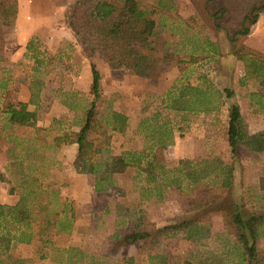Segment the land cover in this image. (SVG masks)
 Segmentation results:
<instances>
[{"label":"trees","instance_id":"1","mask_svg":"<svg viewBox=\"0 0 264 264\" xmlns=\"http://www.w3.org/2000/svg\"><path fill=\"white\" fill-rule=\"evenodd\" d=\"M216 1L219 8L214 14L217 27L220 19L228 15L237 27L236 35L246 36L251 32L262 12L264 0H205ZM174 7V6H173ZM18 8V0H0V137L8 145L10 174L13 186L11 193L18 195L16 203H0V264H24L25 259L14 254L20 244H31L36 239L50 243L51 236L70 234L77 223L75 201L63 196L62 184L47 180L50 171L59 163L56 158L63 146L77 144L75 166L95 176V190L106 191L116 185L117 175L127 168H134L141 177V199L163 198L170 190L186 213L198 216L177 223L152 227L147 216L140 213L128 223L123 233H130L133 241H139L138 256L125 264H196L189 258L157 252L159 242L168 238L186 235L200 237L210 230L214 215L222 218L226 232L235 237L241 248L238 264H264V250L259 240L264 233V210H245V204H236L234 210L223 208V203L234 187L235 161L244 148L252 152H264V129L249 134L241 125L242 114L238 103L229 110L228 144L230 161L214 158L196 162L180 159L169 166L161 151L175 141V127L170 120L159 115L145 117L138 126V133L145 138V145L137 150L113 151L110 128L125 135L130 128L127 114L108 108L104 114L98 109L102 97V75L95 58H100L113 67H123L136 75L152 79L159 75L153 62H174L183 69L182 55L168 47V40L159 30V14L166 9L145 0H79L65 14L68 28L79 37L83 51L90 59L93 97L82 108L84 118L78 130H63L53 125H38L28 103L20 100L19 92L24 82L15 76L11 63L5 56L4 15L6 10ZM230 34V32H229ZM140 45L150 47L147 54ZM42 49L39 38L27 44L25 56L34 64L31 74L30 103L42 109L41 98L45 82L41 76L46 72L49 59ZM238 60L245 65L246 77L264 84V53L241 46L236 50ZM191 59H194L190 53ZM229 88L221 90L212 81L205 79L198 85H184L167 103L168 110L180 113H208L217 111L233 97ZM65 104L73 109V104ZM101 114V115H100ZM55 123H61L55 119ZM179 131L182 128L178 129ZM3 176L0 174V179ZM260 190L264 193V175L259 178ZM127 232V233H126ZM70 258L79 253V248L65 249ZM76 252V253H75ZM40 258L48 252L39 251Z\"/></svg>","mask_w":264,"mask_h":264},{"label":"rangeland","instance_id":"2","mask_svg":"<svg viewBox=\"0 0 264 264\" xmlns=\"http://www.w3.org/2000/svg\"><path fill=\"white\" fill-rule=\"evenodd\" d=\"M47 5L37 11V21L52 16L64 17V13L71 7H76L79 0H42ZM166 11L159 14V30L168 40V47L182 55L183 69L174 62H157L153 64L159 75L146 79L136 75L133 71L123 67H113L95 58L102 75V97L98 101V109L104 114L108 108L119 110L129 117L130 128L125 135H121L110 128L104 131L111 134L113 151L120 154L125 150H137L145 145V138L138 133V126L145 117L159 115V119H168L175 127V141L161 151V156L169 166H175L180 159H190L196 162L223 158L230 161L232 157L228 144L229 110L233 103H241L243 118L241 125L246 132L264 125L260 118L254 120L255 110L261 109L264 84L253 78L246 77L243 61L237 59L235 52L241 46L259 50L264 53V12L258 21L251 26V32L246 36L236 35L237 27L232 24L228 15L220 19V27L216 26L214 14L219 5L216 1L207 3L205 0H145ZM174 6V7H173ZM19 8L9 9L4 17L7 29L13 30ZM64 20V19H63ZM63 20L47 25H40L39 31L31 37L39 38L42 49L46 50L49 64L46 72L41 76L45 82L42 90L41 112H48L52 106L57 116L51 120V125L63 130H78L84 118V107L92 100L90 87L92 82L90 59L83 51V47L76 33L67 28ZM36 24L32 25L34 28ZM44 28V29H42ZM59 33L53 35L54 30ZM230 32V34H229ZM30 39V40H31ZM140 49L149 55L153 54L150 47L140 45ZM26 53V52H25ZM190 53L194 59H191ZM33 60L24 55L13 69L15 76L27 81L31 80ZM209 79L221 90L229 88L234 95L217 111L192 114L172 112L167 103L170 97L188 84L198 85ZM73 104L71 109L66 104ZM100 114V115H101ZM58 119L61 123H55ZM50 125V126H51ZM49 127V126H48ZM182 128L181 131L178 129ZM8 145L0 137V174L9 181L7 172L9 157ZM72 157L71 152L64 154L58 150L56 158L58 164L50 171L47 180L62 184L60 173L64 171V160ZM235 181L231 195L223 203V208L234 210L235 205H244L245 210H264V193L259 187V178L264 175V152H252L241 148L235 161ZM3 168V169H2ZM3 170V171H2ZM84 174V175H82ZM72 175L94 178L85 173L81 167L75 166ZM61 179V180H60ZM95 182V181H94ZM13 186L12 182H8ZM87 183V185H88ZM143 181L137 177L134 168H127L117 175L116 185L106 191L93 190L91 199L81 203L74 199L77 212L80 213L77 223L78 232L72 237L70 234L51 236L50 243H43L36 239L31 244H25L24 249L15 248L14 254L24 258V264H53L54 257L64 255L65 246L72 242L83 245L91 254L82 264H98L94 255L102 245H106L109 252L131 254L136 252L139 242L131 244L130 233L118 241L117 234L123 233L125 227L140 213H144L152 227L177 223L182 220L198 216L200 213H186L182 205L173 198L168 189L163 198L141 199ZM82 186L83 182H82ZM83 188V187H80ZM63 196H69L68 184L63 183ZM18 198V195L15 194ZM81 204L84 205L81 207ZM246 210V211H247ZM210 230L203 236L185 237L184 233L177 238H168L159 242L157 252L168 253L171 256L189 258L196 264H238L241 260V248L235 237L226 232L223 220L214 215ZM115 236V237H114ZM129 243L130 246H124ZM259 246L264 250V233L259 240ZM51 253V259L40 258L39 251ZM33 253L32 257H28ZM97 254V253H96ZM107 262V261H106ZM60 262H57L59 264ZM106 264H109L108 262Z\"/></svg>","mask_w":264,"mask_h":264},{"label":"crops","instance_id":"3","mask_svg":"<svg viewBox=\"0 0 264 264\" xmlns=\"http://www.w3.org/2000/svg\"><path fill=\"white\" fill-rule=\"evenodd\" d=\"M42 5H47V3H45V1L42 0H18L19 14L12 31L7 29L6 26L9 24L6 23L4 17L5 56L8 58V60L11 63L13 64L18 63L21 59H23L25 52L27 51V44L30 41L31 37L35 34V32L39 31L40 25L42 26L47 24L49 25L50 23L52 24L55 23V21H59V20L62 21L63 19H64L63 23H65L66 25L65 13H64V17L63 14L62 16L58 17L53 12H51L52 16H49L47 19H41L39 20L40 22H38L36 18V14H39L37 11H40V9H42ZM35 11L37 12L36 14ZM34 24H36V26L33 28L32 25ZM57 33H59V31H57L56 29L54 30L53 35L56 36ZM30 84H31V80L27 81L24 78V82L21 84L19 98L20 100L28 103V110L29 112L35 114L38 121V125L43 127H48L51 125L52 118L57 116L54 107L55 108L58 107L59 103L56 102L57 106L53 105L48 112H41L37 110L36 105L30 103V99H31ZM262 95H263V100H261L262 102L260 103L262 108L255 110L256 115L254 120L260 118V120L263 123L264 122V92L259 94V96ZM239 105L241 108V114L243 118V107L241 103H239ZM256 128L257 129H251L247 133L249 134L256 133L264 129V125L258 128V125L256 124ZM60 150H62L64 154L67 152H71L72 154V157L69 160L67 159L64 160V164H65L64 171L60 173L61 177L59 176V178L62 179L61 183L65 182L68 184V190H69L68 194L69 196L73 197V200L75 199L78 202H81L82 204L89 202L93 193H95L93 191L95 190L94 178L92 177L86 178L90 182V183L87 182L88 183L87 185V183H85V178H83V176L77 175V177H74L72 175V172L75 168L74 162L78 152V145L77 144L66 145L63 146ZM8 182L9 181H0V203L13 204L17 202L18 198L15 196V194L11 193V184ZM82 182L84 186H82ZM82 204L81 207L84 206ZM79 214L80 213L77 212L78 217H80ZM78 226H79L78 223L74 225L73 231L71 232L72 237L74 236L75 233L78 232ZM157 226L161 227V225L158 224ZM116 239H118V241H122L121 236L120 238H116ZM135 243L136 241H132L131 244L134 245ZM70 246L78 247L80 250L77 256H75L74 258H70L67 251H64V255L58 259L54 257L55 262L53 261V259H51L52 255L50 252L47 257H49V259H51L54 262L53 264H57V262H60L59 264H82L84 261H86L89 258L88 256H91V254H89L88 252L89 250L87 251L83 245H80L77 242H72L70 245L65 246V249L69 248ZM124 246H130V245L129 243H127ZM139 246H140V242H139ZM139 246H137L136 252L133 254L132 253L130 254L128 251L124 254L123 253L117 254L116 252L115 253L109 252V249L106 248V245H102V247L97 252H94V255L96 259L100 261L98 262V264H106L107 262L109 264H125L126 261L130 259H135L138 256ZM24 247L25 244H20L18 245L17 248L24 249ZM32 256L33 253L28 255V257H32Z\"/></svg>","mask_w":264,"mask_h":264}]
</instances>
